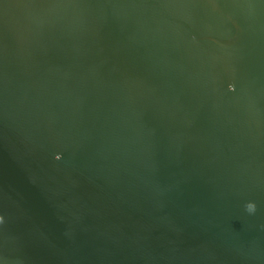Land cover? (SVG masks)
<instances>
[{"label": "water", "instance_id": "obj_1", "mask_svg": "<svg viewBox=\"0 0 264 264\" xmlns=\"http://www.w3.org/2000/svg\"><path fill=\"white\" fill-rule=\"evenodd\" d=\"M0 264H264V0H0Z\"/></svg>", "mask_w": 264, "mask_h": 264}, {"label": "clouds", "instance_id": "obj_2", "mask_svg": "<svg viewBox=\"0 0 264 264\" xmlns=\"http://www.w3.org/2000/svg\"><path fill=\"white\" fill-rule=\"evenodd\" d=\"M246 210L248 212H253L255 210V207H254L253 204L249 203V204L246 205Z\"/></svg>", "mask_w": 264, "mask_h": 264}]
</instances>
